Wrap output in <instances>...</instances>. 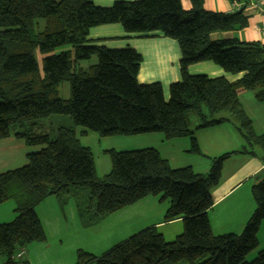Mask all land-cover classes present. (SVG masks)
<instances>
[{"label": "trees", "instance_id": "trees-1", "mask_svg": "<svg viewBox=\"0 0 264 264\" xmlns=\"http://www.w3.org/2000/svg\"><path fill=\"white\" fill-rule=\"evenodd\" d=\"M203 1L188 0L184 11L180 0L115 1L109 7L92 0H0V140L14 137L40 147L25 166L0 174V204H15L14 219L0 224L3 264H28L16 258L18 252L46 239L35 207L79 187L88 189L94 205L88 223L160 196L168 202L163 221L180 219L182 230L166 242L155 228H146L100 256L77 250L74 264H264V250L246 261L258 247L264 220V171L251 187L255 208L240 234L214 235L207 217L224 162L234 154L253 155L248 149L214 158L205 175L190 167L172 169L152 148L108 150L111 169L100 178L91 150L77 138V129L100 138L160 133L165 139L189 137V152L200 154L193 130L234 120L247 148L264 149V135L254 132L237 97L239 89L253 91L264 104V46L211 40L212 33L245 28L248 16L244 8L232 14L206 11ZM112 24L128 34L158 32L177 42L181 80L169 86L168 100L159 83L137 82L142 58L136 51L108 49L87 38L90 29ZM206 61L244 75L229 83L188 74L190 65ZM63 82L69 84L66 100L58 95ZM51 115L71 124L51 135L40 125ZM190 116L197 121L194 129Z\"/></svg>", "mask_w": 264, "mask_h": 264}, {"label": "crops", "instance_id": "crops-1", "mask_svg": "<svg viewBox=\"0 0 264 264\" xmlns=\"http://www.w3.org/2000/svg\"><path fill=\"white\" fill-rule=\"evenodd\" d=\"M115 1L138 0H92L93 4L98 7H109ZM180 1L184 11L190 9L188 0ZM202 6L206 11L222 14H232L244 8V13L248 16L245 28L212 33L210 34L211 40L234 38L243 42H259L264 46V0H204ZM87 38L92 43L108 49L131 48L136 51L142 58L136 77L137 82L143 85L159 83L165 100H168L169 86L181 80L178 44L158 32L142 37L125 33L120 25L112 24L90 29ZM93 63L95 59L90 61V64ZM187 72L190 75H204L210 79L224 78L229 83L237 82L244 75L243 73H225L220 67L208 61L190 65ZM237 97L244 114L251 121L254 132L257 135H264V104L256 101L253 91L239 89ZM234 123L232 120L214 127L193 130V137L200 154L189 152V137L165 139L160 133L108 138L107 141L110 142L104 147L103 153L108 150L122 152L152 148L167 161L172 169L190 167L194 173L205 175L214 158L224 153L248 149L253 155L234 154L224 162L221 179L218 185L211 190L213 204L207 211L210 228L214 235H238L255 208L251 187L263 176L264 149L247 148ZM88 133L82 134L81 129L79 131V134L83 136ZM79 143L91 150L90 146L83 145L80 140ZM39 150L40 147L26 146L23 140L14 137L0 140V174L25 166L28 155L37 153ZM77 189L79 188H71L60 196H50L35 207V214L42 225L46 239L43 242L27 245L18 252L17 259L25 260L28 264H38V262L65 264L64 255L68 252L60 244L63 243L64 238L62 233L68 228L67 218L70 219L74 213L83 226H80L81 233L84 235L88 233L92 236L107 235L106 246L108 244L110 248L146 228H155L166 242L173 241L181 233L180 219L170 222L163 221L168 202L161 201L160 196H148L133 205L88 223L94 205L89 200L88 190L80 195ZM81 196L87 198L88 203L84 207L76 201ZM14 208L13 201L0 204V224L9 223L14 219ZM86 209L88 213L81 216V211ZM263 229L264 220L257 234L258 251L264 250V245L260 241ZM48 234L56 236L55 243L49 241ZM84 252L100 256L94 254L93 251ZM0 264H3L1 260Z\"/></svg>", "mask_w": 264, "mask_h": 264}, {"label": "rangeland", "instance_id": "rangeland-1", "mask_svg": "<svg viewBox=\"0 0 264 264\" xmlns=\"http://www.w3.org/2000/svg\"><path fill=\"white\" fill-rule=\"evenodd\" d=\"M35 58H36L37 63L41 65V56L36 53ZM81 65L84 68L87 66L86 63H83ZM58 95L63 100H66L69 98L70 92H69V84L67 82H63L62 84L59 85ZM190 118L192 119L191 127L193 128L197 121L194 119V116H190ZM61 124L68 125V124H71V121L64 116L51 115L48 118L43 119L40 122L41 128L45 132L50 133L51 135L54 134L55 129ZM77 131H78L77 136L79 140L81 141V143L83 145H88L91 147L92 154H93L94 161H95L96 176L98 177L104 176L110 171L111 163H110L109 156L103 153V149L104 147H106V145H109L110 141H107L108 138H114L117 136L100 138L96 133H93V132H89L87 135L83 136L79 134L80 129H77ZM77 190L78 192H80V195L84 191L88 192L87 191L88 189L85 187H79V189ZM76 201L78 204H81L83 207L86 206V203H88L87 198H84L82 196ZM67 221H68L67 222L68 228L67 230L64 229L62 233V235L64 236L63 243L60 244L69 253V254L67 253L64 255L65 264H73L76 261V250L77 249H82L88 252L93 251V253L96 255H101L102 253L110 249V246L108 244L106 246L107 235L92 236L91 234L87 233V235H84L83 233L80 232L81 230L80 226L82 225L76 213H74V215L70 217V219L67 218ZM48 237L51 243H55V240H56L55 235L48 234ZM260 241H261V244L264 245V229L262 230V233L260 235ZM33 244H36V243H33ZM258 250L259 249L257 248L256 250L248 254L246 256V261L247 262L252 261L255 258ZM0 260L2 262L4 261L2 257H0ZM50 263L52 264V262ZM38 264H42V263L38 262Z\"/></svg>", "mask_w": 264, "mask_h": 264}, {"label": "built area", "instance_id": "built-area-1", "mask_svg": "<svg viewBox=\"0 0 264 264\" xmlns=\"http://www.w3.org/2000/svg\"><path fill=\"white\" fill-rule=\"evenodd\" d=\"M234 7H236V4H234ZM238 7V6H237Z\"/></svg>", "mask_w": 264, "mask_h": 264}]
</instances>
